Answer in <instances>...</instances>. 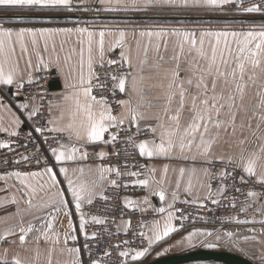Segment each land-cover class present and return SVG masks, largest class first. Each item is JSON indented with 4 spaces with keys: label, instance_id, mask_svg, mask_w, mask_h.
<instances>
[{
    "label": "snow or ice",
    "instance_id": "6c2138e0",
    "mask_svg": "<svg viewBox=\"0 0 264 264\" xmlns=\"http://www.w3.org/2000/svg\"><path fill=\"white\" fill-rule=\"evenodd\" d=\"M94 2L103 8L0 0V13L236 9L264 17V0ZM168 19L92 28L0 18V92L23 97L14 111L0 95V165H15L0 171V191L10 193L0 207L16 208L15 223L0 231V264H143L185 229L183 206L209 202L247 234L197 228L174 247L194 249L201 237L208 249L264 244V20L213 28ZM50 68L65 76V91L45 106L35 74Z\"/></svg>",
    "mask_w": 264,
    "mask_h": 264
},
{
    "label": "crops",
    "instance_id": "0c3cea01",
    "mask_svg": "<svg viewBox=\"0 0 264 264\" xmlns=\"http://www.w3.org/2000/svg\"><path fill=\"white\" fill-rule=\"evenodd\" d=\"M100 8L102 9L103 6L100 5ZM9 13H14L16 15H12ZM18 16H25L29 18L23 21H17L16 17ZM223 16H224L223 12L205 13L203 11L191 12V13H172V14L165 13V14L159 15L155 13L105 12L101 10L100 12H97L95 16H92V17L86 16L81 19H78V17L75 16L73 13H67V12H63V13L44 12L43 14H38V13H31V14L30 13H19L18 14L17 12L0 13V18H2V21L5 23L13 24V23L19 22V23L24 24L25 26L34 25L37 27L39 26L73 27V26H76L77 23H78V26H81V23H86L88 27H92V28L152 27L160 23H163L164 17H169L168 22L170 24H175L177 17H179L182 20L187 21L186 24H181L177 26L213 27V28H222V27L239 28L242 26L241 24L239 25L238 23H235V22H228L226 19L222 18ZM256 18L257 17H255V19L251 21H255L256 26H258L259 23L262 21V19H256ZM79 20H82L83 22H80ZM59 39L60 38H58V42H59ZM73 39H75V37H73ZM117 55H118V50H117ZM106 58H109V55H106ZM34 63H35V60H34ZM41 72H51L52 74L55 75L54 79L59 81L61 89H55L52 91L55 92L56 95L61 96L65 91V76L61 72L57 71L55 68H50L47 71H41ZM15 91H16L15 88H12L10 91L6 90L4 92H0V95L4 96L5 103L11 105L14 111H15V107L23 102V97H17L15 95ZM0 139H7V137L4 134H0ZM90 149L91 148H89V150ZM164 162L165 161H162V160L154 161L157 167H160ZM9 183H12V182L9 181ZM3 187H4L3 182H0V188H3ZM9 194L10 193L0 191V199L6 198ZM153 202L157 204V206H159L158 198H153ZM15 210L16 208L13 205H8L6 207H0V231H2L5 227L10 226L15 223V220L10 215L11 213H14ZM254 227L259 228L260 225L257 224ZM237 229H239L243 233V226H236L230 230H237ZM243 234H247V233H243ZM261 239H264V237H261ZM161 243L162 242L154 246L153 249H155ZM235 247L237 250L230 252V253L244 257L252 261L255 264H260L259 257L261 254H264V244H257L255 242L245 243L241 239V242ZM240 249H243V251H241ZM208 263H213V262H208ZM216 264H219V263H216Z\"/></svg>",
    "mask_w": 264,
    "mask_h": 264
},
{
    "label": "built area",
    "instance_id": "2783aa9c",
    "mask_svg": "<svg viewBox=\"0 0 264 264\" xmlns=\"http://www.w3.org/2000/svg\"><path fill=\"white\" fill-rule=\"evenodd\" d=\"M74 2L78 3V0H74ZM87 6L91 9L93 7H100L99 4H96L94 0H86ZM231 11L237 15L242 17L243 19H249L252 18V14H241L238 10L236 9H231ZM75 16L78 17V19H81L83 17H92L96 15V11H81V12H72ZM80 22H83L82 20H79ZM82 26H85V23H81ZM111 58H116V56H111ZM36 76L39 78L40 82V87L39 91L40 93L44 96L43 103L45 106H47V101L49 99H56L59 98V95H56L55 92H53L50 89V83L54 79L55 75L52 74L51 72H39L36 74ZM38 103L40 101H37ZM47 115V113H45ZM25 130H27V126H25ZM24 132L21 131V139H23ZM110 151V149H107ZM22 151V149H21ZM90 152L93 151L91 148L89 150ZM0 152H5V150H1ZM8 156H11V153H5ZM0 159H3V156H0ZM144 162V161H141ZM15 165L12 166H7V165H0V171H3L4 168H7V170L11 171ZM33 170H37L36 167H33ZM138 191V190H137ZM183 207H186L190 213V220L185 221L186 227L190 226H201V225H216V226H226V225H231L230 223L227 222V217H228V212L221 207H218L216 205H212L210 202L207 203L206 208H199L198 206L195 205H185ZM203 217V219H201ZM151 218V217H149ZM178 226V225H177Z\"/></svg>",
    "mask_w": 264,
    "mask_h": 264
},
{
    "label": "rangeland",
    "instance_id": "374dc122",
    "mask_svg": "<svg viewBox=\"0 0 264 264\" xmlns=\"http://www.w3.org/2000/svg\"><path fill=\"white\" fill-rule=\"evenodd\" d=\"M224 16L222 18L226 19L228 22H233L238 23L239 25L241 24V21H243V26L248 27L249 24L247 23L248 21L254 20L255 17L256 19H262L264 20V17H261L259 14H252L249 19H243L240 16L235 15L231 10L227 12H223ZM12 15H16L14 13H9ZM19 14V13H18ZM38 14H43V13H38ZM261 17V18H259ZM238 19V20H234ZM86 25V23H85ZM82 26V24H81ZM87 26V25H86ZM237 225L231 224V225H226V226H216V225H201V226H190V227H185L184 230L181 231L180 234H173L170 237L166 238L165 241H163L159 246H157L155 249L152 250L151 254L148 255L146 258L143 259V264L151 263L153 261H156L162 257L166 256H171L174 254H187L192 251H198V250H213V251H225V252H233L236 251V247H230L224 243V241L218 242L219 246L216 248L208 249L199 246V241L200 239H203V237L198 238L195 243H197V247L194 249H189L186 246L185 247H174L173 245L176 244V241L181 239V236L187 235L189 231H192L194 229H202V230H207V231H212V230H230L236 227ZM209 241L214 242V237L208 238ZM167 249V251H165ZM158 253H163L162 255H158ZM190 264H216V263H208V262H198V263H190Z\"/></svg>",
    "mask_w": 264,
    "mask_h": 264
},
{
    "label": "water",
    "instance_id": "95a60500",
    "mask_svg": "<svg viewBox=\"0 0 264 264\" xmlns=\"http://www.w3.org/2000/svg\"><path fill=\"white\" fill-rule=\"evenodd\" d=\"M50 89H61L59 81L53 79L50 83ZM198 262H213L219 264H255L239 255L225 251L213 250H198L189 252L187 254H174L171 256L162 257L147 264H190Z\"/></svg>",
    "mask_w": 264,
    "mask_h": 264
}]
</instances>
